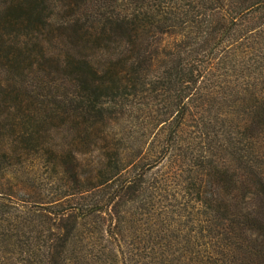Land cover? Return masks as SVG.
I'll list each match as a JSON object with an SVG mask.
<instances>
[{
	"label": "trees",
	"instance_id": "obj_1",
	"mask_svg": "<svg viewBox=\"0 0 264 264\" xmlns=\"http://www.w3.org/2000/svg\"><path fill=\"white\" fill-rule=\"evenodd\" d=\"M0 177V264H264V0H0Z\"/></svg>",
	"mask_w": 264,
	"mask_h": 264
},
{
	"label": "rangeland",
	"instance_id": "obj_2",
	"mask_svg": "<svg viewBox=\"0 0 264 264\" xmlns=\"http://www.w3.org/2000/svg\"><path fill=\"white\" fill-rule=\"evenodd\" d=\"M27 167V166H26ZM36 171L31 175L34 179H37L36 183L33 185L40 194L28 201V206L37 209L39 213L48 212L57 206L61 201L57 200V194L54 191L58 190V185L55 182L58 175L53 173L50 166H41L39 163L33 164ZM1 183H5V178L0 177V187ZM7 183H5L6 185Z\"/></svg>",
	"mask_w": 264,
	"mask_h": 264
}]
</instances>
